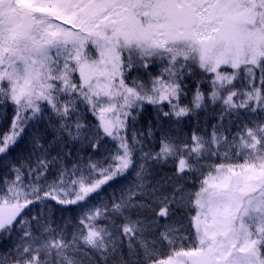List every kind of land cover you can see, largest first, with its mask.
I'll list each match as a JSON object with an SVG mask.
<instances>
[{"label":"snow or ice","instance_id":"snow-or-ice-1","mask_svg":"<svg viewBox=\"0 0 264 264\" xmlns=\"http://www.w3.org/2000/svg\"><path fill=\"white\" fill-rule=\"evenodd\" d=\"M0 125V264H264V0H0Z\"/></svg>","mask_w":264,"mask_h":264},{"label":"trees","instance_id":"trees-1","mask_svg":"<svg viewBox=\"0 0 264 264\" xmlns=\"http://www.w3.org/2000/svg\"><path fill=\"white\" fill-rule=\"evenodd\" d=\"M9 115H10V113H9ZM3 125H0V127H2Z\"/></svg>","mask_w":264,"mask_h":264}]
</instances>
